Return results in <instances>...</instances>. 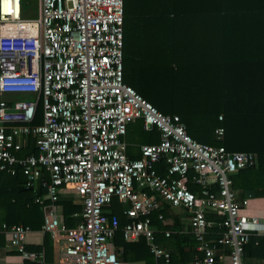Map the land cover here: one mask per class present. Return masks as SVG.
Listing matches in <instances>:
<instances>
[{"label":"built area","instance_id":"1","mask_svg":"<svg viewBox=\"0 0 264 264\" xmlns=\"http://www.w3.org/2000/svg\"><path fill=\"white\" fill-rule=\"evenodd\" d=\"M23 25L21 0H0V174L19 171L25 188L44 190L34 203L41 204L40 230L61 242L55 264H120L111 244L118 223L104 210L113 198L125 206L122 239H142L153 264H170L150 220L156 213L163 222L166 208L187 216L184 230L163 236H191L190 264H243V247L264 235V222L244 213L247 200H237L231 177L254 168L256 155L194 141L177 115L160 113L123 83L122 0H38L36 33H15ZM38 107L41 123L33 125ZM136 121L156 131L158 142L129 159L126 127ZM214 135L221 139L222 128ZM29 141L34 153L19 156ZM64 192L80 206L69 228L54 205ZM29 233L0 226L11 250L37 262L25 250Z\"/></svg>","mask_w":264,"mask_h":264},{"label":"trees","instance_id":"2","mask_svg":"<svg viewBox=\"0 0 264 264\" xmlns=\"http://www.w3.org/2000/svg\"><path fill=\"white\" fill-rule=\"evenodd\" d=\"M122 35L123 83L160 113L177 115L194 141L221 146L227 152L254 153L256 166L233 175L232 189L239 202L264 198V0H122ZM40 123L38 107L32 124ZM217 128L223 130L221 139L215 138ZM125 141L128 158L138 159V147L157 143L158 134L143 131L136 121L127 125ZM32 153L29 141L19 156ZM157 171L163 174L164 167ZM24 183L19 171L13 176L0 174V226L39 231L43 215L34 199L42 197L44 190L39 185L25 188ZM54 205L60 208L66 227L79 220L69 218L80 211L71 199L59 196ZM124 208L113 198L104 209L118 223L111 240L116 260L153 264L142 239L131 243L122 239L121 229L127 222ZM150 220L155 243L160 248L175 246L169 252L170 264L191 262L195 246L191 236L165 238L163 231L172 227L162 225L156 213L150 214ZM206 220L217 223L221 217L207 214ZM210 231L220 232L217 227ZM41 249L51 250L48 235L41 247H27ZM243 264H264V235L248 239Z\"/></svg>","mask_w":264,"mask_h":264},{"label":"crops","instance_id":"3","mask_svg":"<svg viewBox=\"0 0 264 264\" xmlns=\"http://www.w3.org/2000/svg\"><path fill=\"white\" fill-rule=\"evenodd\" d=\"M64 194L62 195L63 197L71 199L74 204H78V200L73 198L71 194H68L67 192H64ZM43 202L46 203L44 198H43ZM247 203L248 204L244 210V213L247 216L256 217L262 222H264V198L247 199ZM55 211L56 213H60L59 212L60 208L58 206H55ZM165 212H166V215L163 218L162 225L172 227V230H168V231H171V232L181 231L187 227V223H188L187 216L183 210L179 208H174V209L166 208ZM152 227L153 229L155 228L154 226ZM46 235L47 234L39 230V231H30V233L26 236L25 250L32 252L36 254L37 256H40L37 262L23 260L18 255L17 252L10 249L8 242H7V238L3 236V245L0 247V264H55L56 261H58L60 257V250H58V247L61 246V242H59V240L57 241L50 240L51 250H42V249L41 250H27V247H30V248L41 247L43 244V239ZM162 249H164L168 253L169 252L173 253L175 250V246L169 245ZM176 255L178 256L177 258H181V255L179 254H176ZM119 263L120 264H144L143 261L131 262V263L119 262ZM188 264H190V262Z\"/></svg>","mask_w":264,"mask_h":264},{"label":"rangeland","instance_id":"4","mask_svg":"<svg viewBox=\"0 0 264 264\" xmlns=\"http://www.w3.org/2000/svg\"><path fill=\"white\" fill-rule=\"evenodd\" d=\"M22 3L24 4L22 20L26 25L16 30L15 33L34 34L37 31L34 24L37 17L38 0H23Z\"/></svg>","mask_w":264,"mask_h":264}]
</instances>
